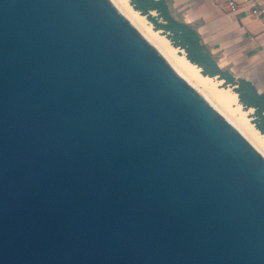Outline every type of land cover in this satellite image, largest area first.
<instances>
[{
	"label": "water",
	"instance_id": "obj_1",
	"mask_svg": "<svg viewBox=\"0 0 264 264\" xmlns=\"http://www.w3.org/2000/svg\"><path fill=\"white\" fill-rule=\"evenodd\" d=\"M0 264H264V157L111 0H0Z\"/></svg>",
	"mask_w": 264,
	"mask_h": 264
},
{
	"label": "crops",
	"instance_id": "obj_2",
	"mask_svg": "<svg viewBox=\"0 0 264 264\" xmlns=\"http://www.w3.org/2000/svg\"><path fill=\"white\" fill-rule=\"evenodd\" d=\"M238 2L232 11L229 2ZM171 15L194 29L201 44L235 83L250 82L264 95V27L245 0H167ZM156 13L151 12V14ZM157 15V13H156ZM202 71V69H201ZM219 81V76L213 77ZM234 89L237 85L232 86ZM239 96V94H238ZM240 101V99H239ZM256 110L253 108L252 112Z\"/></svg>",
	"mask_w": 264,
	"mask_h": 264
},
{
	"label": "bare ground",
	"instance_id": "obj_3",
	"mask_svg": "<svg viewBox=\"0 0 264 264\" xmlns=\"http://www.w3.org/2000/svg\"><path fill=\"white\" fill-rule=\"evenodd\" d=\"M124 15L170 63L176 72L206 98L264 157V134L253 124L249 112L231 88L220 86L221 81L202 74L201 68L192 63L185 50L175 47L161 31L154 29L146 16L135 10L130 0H111Z\"/></svg>",
	"mask_w": 264,
	"mask_h": 264
},
{
	"label": "trees",
	"instance_id": "obj_4",
	"mask_svg": "<svg viewBox=\"0 0 264 264\" xmlns=\"http://www.w3.org/2000/svg\"><path fill=\"white\" fill-rule=\"evenodd\" d=\"M130 3L135 10L147 16L157 30H163L177 46L185 50L187 58L202 69L203 75L219 76L220 80H225L226 86L237 85L234 91L239 94L241 104L247 110H256L253 124L264 134V95H260L250 82L241 79L235 83L234 77L228 71H222L201 44L198 33L171 15L167 0H130ZM154 11L157 16H152L151 12Z\"/></svg>",
	"mask_w": 264,
	"mask_h": 264
},
{
	"label": "built area",
	"instance_id": "obj_5",
	"mask_svg": "<svg viewBox=\"0 0 264 264\" xmlns=\"http://www.w3.org/2000/svg\"><path fill=\"white\" fill-rule=\"evenodd\" d=\"M246 2H250L252 4V13L259 17L262 21V25L264 27V0H245ZM229 6L232 11H237L239 9V4L236 1H230Z\"/></svg>",
	"mask_w": 264,
	"mask_h": 264
},
{
	"label": "rangeland",
	"instance_id": "obj_6",
	"mask_svg": "<svg viewBox=\"0 0 264 264\" xmlns=\"http://www.w3.org/2000/svg\"><path fill=\"white\" fill-rule=\"evenodd\" d=\"M152 16H157V15H156V13H153ZM146 17H147V16H146ZM147 19L149 20L148 17H147ZM149 22L152 23L154 29H156L154 23H153L152 21H150V20H149ZM156 30H157V29H156ZM158 31H161V33H163L166 37L169 38L168 34L164 33L163 30H158ZM169 40L171 41V43H172L174 46H176L177 48H181V47L177 46V44H175L174 41H173L172 39L169 38ZM216 80H217V79H216ZM220 86H222V87H224V88L226 87V88H231V89L235 90L232 86H226V85L224 84L223 81H221ZM244 108H245V107H244ZM245 109H246V108H245ZM254 113H255V112H252V111L249 112V116H250V118H251V120H252L253 123H254V120H255Z\"/></svg>",
	"mask_w": 264,
	"mask_h": 264
}]
</instances>
